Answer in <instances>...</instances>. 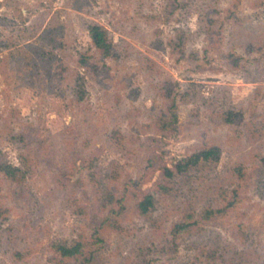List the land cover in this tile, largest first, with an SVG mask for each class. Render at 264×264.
<instances>
[{
	"label": "rangeland",
	"instance_id": "1",
	"mask_svg": "<svg viewBox=\"0 0 264 264\" xmlns=\"http://www.w3.org/2000/svg\"><path fill=\"white\" fill-rule=\"evenodd\" d=\"M262 156L264 0H0V264H264Z\"/></svg>",
	"mask_w": 264,
	"mask_h": 264
},
{
	"label": "trees",
	"instance_id": "2",
	"mask_svg": "<svg viewBox=\"0 0 264 264\" xmlns=\"http://www.w3.org/2000/svg\"><path fill=\"white\" fill-rule=\"evenodd\" d=\"M88 33L90 37V41L92 46L98 51V53L102 57H109L113 52V44L112 40L110 39L108 35L107 29L98 23H91L88 25ZM171 118L175 120L176 114L172 113ZM225 119L227 121H231L230 115L227 114ZM168 123L165 122L164 126H167ZM220 157V149L217 146L211 145L202 147L199 150H196L194 152H191L185 156H182L175 160V162L171 165H165L162 167V176L165 180H170L172 177H174L176 174H184L191 170L198 169L200 164L207 161H215L218 160ZM262 164L264 166V156L261 157ZM0 172L3 173L5 177L12 181H17L20 176V168L17 166L12 165L9 162H0ZM20 172V173H19ZM157 185L160 188L165 189L166 186L162 183H157ZM115 196L113 194L110 195V202L114 200V203L120 202L121 198H114ZM120 200V201H119ZM154 205V196L151 193H141L137 196L136 201V208L139 214L145 215L147 214L150 209ZM214 212L213 210H208L207 215ZM109 223V222H108ZM115 221L110 220V225H114ZM188 224L186 222H180L173 226V233L179 232L185 227H187ZM96 234V232H94ZM102 241L101 238L98 237V239L95 242L87 241L86 245L81 240H77L73 242L72 244H66V243H58L54 245V250L59 254V256L62 259H68L70 261L68 264H90L91 262V254L90 256H84L81 259V256L84 254L86 248L92 247L94 244ZM94 250V248L92 249Z\"/></svg>",
	"mask_w": 264,
	"mask_h": 264
}]
</instances>
